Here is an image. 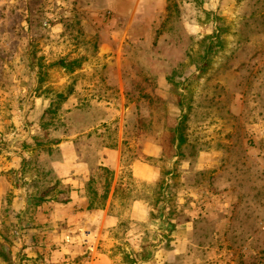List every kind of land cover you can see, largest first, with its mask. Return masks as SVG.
Masks as SVG:
<instances>
[{"label": "rangeland", "instance_id": "obj_1", "mask_svg": "<svg viewBox=\"0 0 264 264\" xmlns=\"http://www.w3.org/2000/svg\"><path fill=\"white\" fill-rule=\"evenodd\" d=\"M99 255L264 264V0H0V264Z\"/></svg>", "mask_w": 264, "mask_h": 264}, {"label": "crops", "instance_id": "obj_2", "mask_svg": "<svg viewBox=\"0 0 264 264\" xmlns=\"http://www.w3.org/2000/svg\"><path fill=\"white\" fill-rule=\"evenodd\" d=\"M144 159L143 160H137L132 163L131 165V171L132 176L135 179L146 181V182H153L156 180V177L158 175V169L154 165L156 157L159 156L157 154V148L155 144L148 143V145L144 149ZM119 164H117V168L119 167ZM133 207L140 208L141 205L137 204V202L134 203ZM107 237V236H106ZM176 243V242H175ZM106 260V264H110L109 260L110 257L107 256H97L95 263L92 261L90 264H98L100 261Z\"/></svg>", "mask_w": 264, "mask_h": 264}, {"label": "trees", "instance_id": "obj_3", "mask_svg": "<svg viewBox=\"0 0 264 264\" xmlns=\"http://www.w3.org/2000/svg\"><path fill=\"white\" fill-rule=\"evenodd\" d=\"M80 64H81L80 60L66 61L65 59H60L53 65L58 66L65 72L72 73L76 68L80 67ZM101 171H103L105 174L103 194L99 196V194L96 191L91 190V192L88 193L89 195H88L87 210H93L96 208L104 207V204L108 199L112 172H110L106 168H101ZM91 183H92V180H91Z\"/></svg>", "mask_w": 264, "mask_h": 264}]
</instances>
